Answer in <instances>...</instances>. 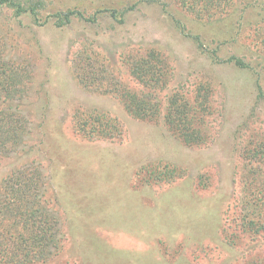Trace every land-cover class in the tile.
<instances>
[{
  "label": "rangeland",
  "instance_id": "rangeland-1",
  "mask_svg": "<svg viewBox=\"0 0 264 264\" xmlns=\"http://www.w3.org/2000/svg\"><path fill=\"white\" fill-rule=\"evenodd\" d=\"M74 1L86 16L102 8V0H53L39 22L0 10L4 50L33 71L24 105L34 120L29 156L0 171L29 160L47 166L50 204L65 231L61 255L48 264H264V228L249 225L264 222V0H236L240 36L222 52L242 56L250 69L218 62L209 51L214 26L191 21L175 4L143 6L125 22L120 14L75 13L60 26V8ZM122 1L107 6L122 10ZM190 27L206 35L201 44ZM150 48L172 68L165 83H144L131 69L134 55ZM176 91L203 107L199 145L169 129ZM148 102L159 105L157 120L133 115ZM80 110L119 119L123 134L82 136L74 128ZM168 164L182 176L177 184L144 181L149 169Z\"/></svg>",
  "mask_w": 264,
  "mask_h": 264
},
{
  "label": "trees",
  "instance_id": "trees-1",
  "mask_svg": "<svg viewBox=\"0 0 264 264\" xmlns=\"http://www.w3.org/2000/svg\"><path fill=\"white\" fill-rule=\"evenodd\" d=\"M52 1L0 0V10L15 8L18 13L32 14L37 22L40 19L38 16L40 10L45 9ZM116 4L112 2L110 6H107V0H102L100 4L102 8L86 16L84 12L76 10L78 9L77 1H74L66 9L60 8L57 23L60 26L64 25L75 13L95 20L103 12H108L110 18L115 20L120 14L121 22H125L132 12L140 10L143 6L166 7L175 4L179 13L185 12L191 16V21H207L214 26L210 43L214 44L215 48L209 51L214 54L218 62L240 69L253 67V64L238 54L222 55L227 45L236 43L240 36L239 27L235 28L242 14L236 13V4H238L236 0H123L122 10L116 8ZM178 19L183 27L189 24L185 16ZM231 21L235 23V26ZM232 28L235 30L233 31ZM188 33L199 44H201V38L206 36L192 27ZM5 52L0 39V169L6 163L10 166L8 161L12 158H17L19 155L29 156L33 148L29 142L33 135V115L24 105L29 102L33 71L27 62L10 58ZM134 56L131 69L135 76L150 85L165 83L167 69L172 68L160 52L150 48L144 56L138 58L137 55ZM261 59L258 64L264 60L263 57ZM180 93L176 91L171 97L167 124L173 134L186 145H199L206 140L203 130L196 124L201 121L197 119V113L203 107L193 106L185 95ZM131 111L133 115L141 119L160 118V107L155 102L133 107ZM40 123L42 124L43 120ZM123 127L119 119L110 118L107 114L96 111L80 110L74 116L75 130L86 138L113 139L123 134ZM166 167L156 166L149 169L144 181L177 184L182 177L178 175L177 167L169 164ZM137 174L139 176L140 172L138 171ZM134 179L135 177L133 181ZM200 188V192L206 190V186ZM49 189L50 176L47 166L42 163L37 164L33 160L14 162L7 171H0V264H48L61 255L65 231L58 212L50 204L56 198ZM253 195H257V190L255 193L253 191ZM249 222L256 232L257 227L264 228V222L253 220Z\"/></svg>",
  "mask_w": 264,
  "mask_h": 264
}]
</instances>
